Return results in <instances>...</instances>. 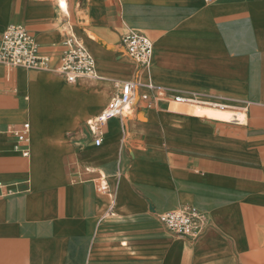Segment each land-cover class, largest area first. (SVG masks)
I'll list each match as a JSON object with an SVG mask.
<instances>
[{
	"label": "crops",
	"instance_id": "obj_1",
	"mask_svg": "<svg viewBox=\"0 0 264 264\" xmlns=\"http://www.w3.org/2000/svg\"><path fill=\"white\" fill-rule=\"evenodd\" d=\"M65 3L0 0V44L22 25L57 62L74 39L100 76L0 64V264H264V0ZM133 30L154 43L149 66L127 53ZM128 81L132 112L98 147L89 122ZM176 96L248 105L249 122L195 116ZM94 116L87 149L54 146ZM26 123L29 157L13 135ZM188 206L204 214L194 239L159 221Z\"/></svg>",
	"mask_w": 264,
	"mask_h": 264
},
{
	"label": "built area",
	"instance_id": "obj_2",
	"mask_svg": "<svg viewBox=\"0 0 264 264\" xmlns=\"http://www.w3.org/2000/svg\"><path fill=\"white\" fill-rule=\"evenodd\" d=\"M205 1L211 2L212 0ZM123 43L130 57L144 66L151 64L154 55V43L148 36L133 30L124 38ZM67 46L68 50L57 62H53L49 57L40 54L39 45L26 27L22 25L10 26L2 35L0 64L10 69L24 68L28 70L52 71L62 76L69 84H75L80 80L100 79L96 59L85 45L72 39L67 43ZM138 86L139 84L133 81L119 84L117 86L118 93L112 98L106 110L89 122L91 131L95 136L96 146L100 147L103 144V127L110 120L126 118L131 114ZM159 96L163 97V94L159 93ZM143 99L147 100L148 96L144 95ZM174 102L224 109L230 108L226 104L206 102L196 96H176ZM242 112L245 111L242 109ZM236 122L240 123L241 121ZM30 132V123L24 124L20 130L13 131L18 143L26 146L23 151L25 157L30 155ZM101 190H106V187L101 188ZM203 220L204 214L191 206L159 216L160 223L168 232L188 239H194L199 235V224Z\"/></svg>",
	"mask_w": 264,
	"mask_h": 264
},
{
	"label": "rangeland",
	"instance_id": "obj_3",
	"mask_svg": "<svg viewBox=\"0 0 264 264\" xmlns=\"http://www.w3.org/2000/svg\"><path fill=\"white\" fill-rule=\"evenodd\" d=\"M217 104H225V103L218 101ZM231 106L232 105H230V107ZM239 107L240 108H237L236 111L242 112L243 109L246 113L244 112V114H239L235 111L227 110L224 108H212L206 106L204 108L201 107L198 108L196 107V105H193L192 114L195 116H202L216 120L226 121L229 122L227 123L229 125L234 124V126H237L238 128H243L245 126H238L235 123H237L236 121H241L240 123L245 125L247 122H249V118H250L249 108H248L249 106L244 105ZM185 112L190 113L188 110H186ZM94 118L95 116L88 118L84 124L76 125L74 127L73 132L65 133L60 141L53 142V144H55L54 146H57V148L61 149V151L63 152H65L67 148L77 150L78 152L80 151L82 152L83 149H87V145L90 143L91 140L90 129L88 127L87 122ZM32 155L34 156V152ZM63 157L64 155L59 159V162L61 161L63 163V161H65Z\"/></svg>",
	"mask_w": 264,
	"mask_h": 264
},
{
	"label": "bare ground",
	"instance_id": "obj_4",
	"mask_svg": "<svg viewBox=\"0 0 264 264\" xmlns=\"http://www.w3.org/2000/svg\"><path fill=\"white\" fill-rule=\"evenodd\" d=\"M62 2H63L64 7L66 8L65 0H62ZM194 105H196V104H194ZM196 107H198V108H199V107L204 108L205 106L196 105Z\"/></svg>",
	"mask_w": 264,
	"mask_h": 264
}]
</instances>
